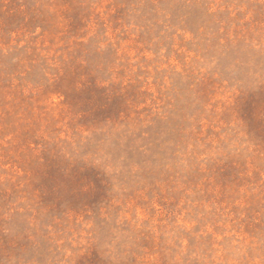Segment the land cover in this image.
I'll list each match as a JSON object with an SVG mask.
<instances>
[{"label": "rangeland", "instance_id": "1", "mask_svg": "<svg viewBox=\"0 0 264 264\" xmlns=\"http://www.w3.org/2000/svg\"><path fill=\"white\" fill-rule=\"evenodd\" d=\"M0 264H264V0H0Z\"/></svg>", "mask_w": 264, "mask_h": 264}]
</instances>
